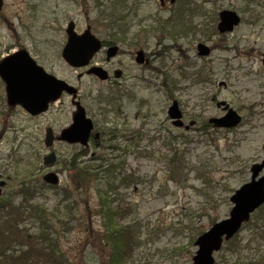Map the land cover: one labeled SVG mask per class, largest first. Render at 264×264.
Returning <instances> with one entry per match:
<instances>
[{
  "label": "rangeland",
  "instance_id": "obj_1",
  "mask_svg": "<svg viewBox=\"0 0 264 264\" xmlns=\"http://www.w3.org/2000/svg\"><path fill=\"white\" fill-rule=\"evenodd\" d=\"M189 5H198L205 16L195 19L199 27L191 32L180 26L183 17L177 18ZM4 6L0 60L26 49L49 73L78 89L101 137L86 149L58 140L47 148V128L59 136L72 124L76 111L72 97L64 94L44 115L31 117L21 107L7 105L5 84L0 79V181L7 183L1 195L19 206L29 196L22 189H33L30 204L41 206L48 227V233H43L41 217L22 211L18 227L29 237L15 238L8 245L6 236L15 232L0 223V264H15L10 259L20 252L33 259L29 264H42V258L35 255L43 250L47 255L45 237L57 241L67 264H108L98 194L99 188L108 189L107 181L99 180L107 162L119 166L121 177L135 180L129 189L120 190V196H113L116 225L134 226L128 234L134 235L133 253L123 263L193 264L197 237L212 221L229 216L233 207L230 198L250 182L251 166L264 158V0L251 4L242 0H178L166 8L157 0H4ZM223 10L241 16V24L226 35L216 29ZM125 13L129 16L113 27L111 15ZM70 21L75 22L78 33L90 26L95 36L119 46V54L109 62L104 50L92 62L111 75L122 70L119 85L101 82L87 75V69L64 62L61 53ZM198 43L207 45L211 54L200 56ZM139 50L150 58L146 65L136 63ZM201 72L209 78L198 82ZM100 93L105 94L100 97L115 100L109 101L107 114L99 104ZM172 99L180 102L185 124L197 122L183 139L174 138L182 131L167 116ZM221 101L239 112L243 122L232 132L211 129L209 135H203L199 131L203 122L224 114L217 108ZM165 143L178 148V155L184 158L181 176L176 172L179 168L168 165L173 150ZM52 150L58 160L47 167L43 158ZM84 168L93 170L86 181L76 172ZM48 172L59 176V185L44 183ZM261 214L264 208L239 234L252 238L251 250L244 252L247 264H264L263 221L258 222L263 230L251 235ZM227 248L215 255L216 264H234L235 255L224 262ZM12 251L18 252L12 255Z\"/></svg>",
  "mask_w": 264,
  "mask_h": 264
},
{
  "label": "water",
  "instance_id": "obj_2",
  "mask_svg": "<svg viewBox=\"0 0 264 264\" xmlns=\"http://www.w3.org/2000/svg\"><path fill=\"white\" fill-rule=\"evenodd\" d=\"M175 1L171 0L172 3H175ZM1 8L2 0H0V11ZM239 23L240 17L237 13L225 10L220 14L218 30L220 33L231 32ZM67 34L68 42L62 52L64 60L72 67L88 66L101 50L102 42L91 33L90 27L82 35H78L74 31V23L69 24ZM198 50L201 56L210 54V49L203 44L198 46ZM117 52V47H111L107 51V57L109 59L115 57ZM136 60L139 64L145 62L142 51L138 52ZM88 74L95 75L103 81L109 77L108 72L98 66L91 68ZM115 76L117 78L121 77V71H117ZM0 77L6 85L8 104L10 106L20 105L34 116L46 112L49 109V104L57 101L64 91L73 95L77 94L74 87L46 73L26 50H20L0 62ZM218 106H225L228 112L221 118L210 119L209 122L215 128L233 129L241 123L242 118L238 112L229 108L225 102L220 103ZM168 115L173 120L174 126H184L183 114L177 101H174L169 108ZM190 125H194V122H191ZM93 128L91 119L86 117L85 109L79 104L73 117V124L63 130L60 140L72 144L81 143L86 146ZM186 129H189V126ZM54 140L53 130L48 129L45 139L46 146L51 147ZM56 159V154L53 152L44 158V164L47 166L53 165ZM263 170L264 160L252 166L251 182L241 187L231 198L235 207L231 211L230 218L215 224L208 232L197 239L195 245L199 249L193 258V264H214L213 253L221 249L224 239L229 240L236 235L243 223L250 219V215L264 204V175L258 178ZM44 180L52 185L59 183V178L54 173L47 174ZM4 185V182L0 183V187Z\"/></svg>",
  "mask_w": 264,
  "mask_h": 264
},
{
  "label": "trees",
  "instance_id": "obj_3",
  "mask_svg": "<svg viewBox=\"0 0 264 264\" xmlns=\"http://www.w3.org/2000/svg\"><path fill=\"white\" fill-rule=\"evenodd\" d=\"M256 0H244V2L250 4ZM201 11V8L199 6H196L194 8H191L190 13H199ZM185 14V13H184ZM190 15V16H192ZM111 17L113 18V23L115 25L119 24L121 20L120 18L115 17V14H112ZM125 18V17H124ZM185 18V15L183 16ZM191 25V30L192 29H198V26L194 25L192 22L189 23ZM122 28V27H121ZM123 29V28H122ZM214 32V28H212V33ZM122 33H126V30L124 29ZM208 76L203 75V72L200 73V77L198 78L199 81H203L204 79H207ZM176 86V83L173 84ZM176 88V87H175ZM171 97L174 96V91L171 89L170 91ZM194 130V128H192ZM212 129L211 125H209L206 121L203 122L202 126L200 127L199 131L202 132L203 135H209L210 130ZM178 131H182L179 133L178 136H174L176 140L178 139H183L185 138L186 131L182 129H177ZM230 132V131H229ZM117 131H111L110 134H116ZM120 134V132H119ZM122 135V134H121ZM123 136V135H122ZM165 146L173 150V155L171 158L167 159L168 165L171 166L172 168H179L177 169L176 172H178L181 176L182 170H183V164L184 158L183 156L178 155V148L175 146H172L170 143H165ZM113 161V160H111ZM121 164V163H120ZM103 167V166H102ZM102 167H98L99 171L102 170ZM106 169L102 170V175L99 177V180H102L103 183L107 181L108 183V189H98V194H99V205H100V213L103 218V238L105 240V243L107 244V248L109 249V258H108V264H124L123 262L125 261L126 256H130L133 253V243H134V235L130 236L132 234V230L134 226H117L116 223L113 220V215L115 216L118 215L117 210L114 209L113 203H115V199L113 196H120L121 195V189H129L132 184H135V180L132 178V176L128 177H121L119 174V166H116L110 162H107ZM74 170H77L76 166H73ZM93 170L90 168H84L80 172L76 171L77 174L79 175L86 181L88 178L89 172L91 173ZM205 176V174H204ZM200 177L201 176L200 174ZM26 187V186H22ZM34 190L26 187L22 189V192L24 193H29V196L25 199V202L20 204L19 206H15L12 203L11 198H5L1 197L0 198V223L7 229L15 232L14 236H6L5 241L6 244L11 245L14 243L15 238H20L22 240L27 239L29 236L26 231L20 230L17 222L18 216H20V213L22 211L24 212H32L33 214H37L41 217V223L45 226V229L43 230V233H48V227H47V222L46 218L44 216V211L39 205H32L30 204L29 197L31 196L32 192ZM115 201V202H114ZM121 210V209H120ZM3 220V221H2ZM264 222V214H261L258 217L257 222H255V227L251 229V235L254 237L258 235V233L263 230L261 227L258 228V222ZM216 222V220L212 221V223ZM255 230V232H253ZM0 233H1V227H0ZM130 234V235H128ZM43 241L49 242L48 246V252L47 255L45 256L44 250L42 251L41 254L35 255L36 257L42 258L43 263L42 264H67L65 261V256L61 254L58 251V247L56 246L57 241L56 240H51L50 238L45 237ZM252 243V238H246V237H236L234 241H231L228 243V251L230 255L234 258V264H247L248 259H247V254L244 256V252H247L249 249V246ZM6 245V246H8ZM18 252V251H17ZM16 252V253H17ZM12 251V255L16 254ZM24 254L23 252H20ZM17 255L13 258L10 259V261H14L15 264H29L31 263V260L29 259V256L27 255ZM226 254L224 255L223 259L224 262L229 261V257L226 258ZM230 256V258H231ZM7 259V258H6ZM259 263V262H258ZM38 264H41L38 262ZM249 264H254L253 262ZM260 264V263H259Z\"/></svg>",
  "mask_w": 264,
  "mask_h": 264
},
{
  "label": "flooded vegetation",
  "instance_id": "obj_4",
  "mask_svg": "<svg viewBox=\"0 0 264 264\" xmlns=\"http://www.w3.org/2000/svg\"><path fill=\"white\" fill-rule=\"evenodd\" d=\"M169 1L170 0H164V2H163V4H160V6L162 7V8H166V6L168 5V3H169ZM170 4V3H169ZM171 5V4H170ZM5 6H3V8H4ZM188 32V31H187ZM189 33V32H188ZM104 46L108 49L109 47H114V46H117L114 42H107V41H104ZM118 49H119V51H120V48L118 47ZM105 51V50H104ZM106 54V53H105ZM145 59L149 62V56H147L146 54H145ZM106 60L109 62L111 59H108L107 57H106ZM119 69H116V70H114L113 71V75H114V73L116 72V71H118ZM113 75H111V79L109 80V81H107L106 83H109L110 85H112V86H116V85H119V82L114 78V76ZM130 93V92H129ZM131 94V93H130Z\"/></svg>",
  "mask_w": 264,
  "mask_h": 264
}]
</instances>
